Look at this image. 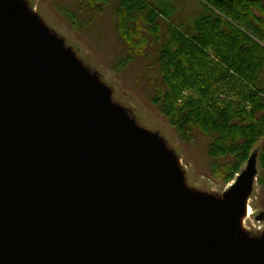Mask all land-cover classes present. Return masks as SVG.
Wrapping results in <instances>:
<instances>
[{
	"label": "water",
	"instance_id": "95a60500",
	"mask_svg": "<svg viewBox=\"0 0 264 264\" xmlns=\"http://www.w3.org/2000/svg\"><path fill=\"white\" fill-rule=\"evenodd\" d=\"M41 26L0 0V264H264L242 229L256 159L222 198L189 190L166 141Z\"/></svg>",
	"mask_w": 264,
	"mask_h": 264
},
{
	"label": "trees",
	"instance_id": "16d2710c",
	"mask_svg": "<svg viewBox=\"0 0 264 264\" xmlns=\"http://www.w3.org/2000/svg\"><path fill=\"white\" fill-rule=\"evenodd\" d=\"M174 17L172 0H76L71 25L89 26L114 6L118 70L137 64L147 98L183 140L203 137L208 175L232 180L262 141L264 184V2L200 0Z\"/></svg>",
	"mask_w": 264,
	"mask_h": 264
},
{
	"label": "rangeland",
	"instance_id": "374dc122",
	"mask_svg": "<svg viewBox=\"0 0 264 264\" xmlns=\"http://www.w3.org/2000/svg\"><path fill=\"white\" fill-rule=\"evenodd\" d=\"M24 1L37 13L43 26L41 27L51 29L58 39L62 38L66 46L73 49L76 56L112 89L114 100L123 105L139 125L166 141L178 157L179 170L189 190L210 192L208 196L222 198L231 183L236 180L237 174L227 182L209 176V159L205 153L206 140L203 137L183 140L167 123V120L150 104L147 90L143 88L142 80L139 78L137 64L120 70L116 68L115 63L120 56L121 45L114 31L113 4L105 7L102 13H98L89 26L75 29L66 15V10L74 8L76 0ZM172 4L175 10L173 18L176 19L193 16L202 9L200 0H172ZM261 144L262 141H258L251 152V157L256 159L257 175L247 198L250 212L242 219L243 231L254 237L264 236V218L257 220V216L264 212V184L258 181V175L262 172L258 164ZM246 164L241 167V171L246 168Z\"/></svg>",
	"mask_w": 264,
	"mask_h": 264
},
{
	"label": "bare ground",
	"instance_id": "6f19581e",
	"mask_svg": "<svg viewBox=\"0 0 264 264\" xmlns=\"http://www.w3.org/2000/svg\"><path fill=\"white\" fill-rule=\"evenodd\" d=\"M248 212H250V207H249V204L247 202L246 205H245V208H244L243 215H246Z\"/></svg>",
	"mask_w": 264,
	"mask_h": 264
}]
</instances>
